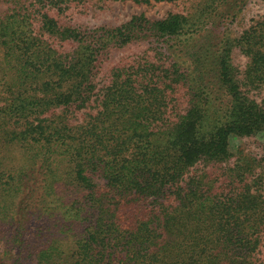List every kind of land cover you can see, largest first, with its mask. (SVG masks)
<instances>
[{
    "label": "trees",
    "instance_id": "trees-1",
    "mask_svg": "<svg viewBox=\"0 0 264 264\" xmlns=\"http://www.w3.org/2000/svg\"><path fill=\"white\" fill-rule=\"evenodd\" d=\"M94 1L0 0V148L24 156H0V264H264V157L230 147L259 137L264 152L251 95L264 90V23L219 30L251 0H212L191 20L74 24ZM208 26L217 77L201 76ZM133 47L148 52L99 89L104 64ZM87 109L80 125L67 117Z\"/></svg>",
    "mask_w": 264,
    "mask_h": 264
},
{
    "label": "rangeland",
    "instance_id": "rangeland-1",
    "mask_svg": "<svg viewBox=\"0 0 264 264\" xmlns=\"http://www.w3.org/2000/svg\"><path fill=\"white\" fill-rule=\"evenodd\" d=\"M212 0H180L175 3H165V2H152L151 4L138 3L135 0L128 1H94L91 2L86 7L78 8L70 14V19L76 25H84L86 27L97 28L101 26L108 27H118L128 21H130L135 16H145L151 20H164L170 15H182L188 19H195L199 17L204 11H207V5ZM205 9V10H204ZM208 12V11H207ZM209 15L211 12H208ZM68 17V18H69ZM215 17V16H214ZM211 14L208 24L213 22L214 18ZM225 25L220 26L219 30L231 34V37L238 38L246 30L251 27L264 23V0H251L249 1L242 11L236 15L235 18H230ZM209 24V25H210ZM221 24V22H220ZM216 29V28H215ZM209 30L207 33H201L202 40L198 43V49L202 52L203 65L201 69L203 70L201 76L208 77L209 75L217 77L218 73L216 71V58L208 52V48L202 51L203 48L207 47L206 41L213 37L212 33L215 32L214 28L207 27ZM215 35V34H214ZM53 45H59L58 43L52 41ZM70 48V45H65V48ZM149 49V48H148ZM148 52L147 47H133L127 50H120L113 55V57L107 61L102 70L97 76V84L99 89L107 85L110 80V75L117 65L123 62L131 63L134 60H138L143 57L145 52ZM4 59L3 54L0 53V64ZM232 60L234 65H236L240 72L244 73L247 64L249 62L248 58L240 52L238 48H235L232 54ZM12 70L7 74L6 78L11 77ZM98 89V90H99ZM251 95H255L258 100H264V90H254ZM9 96L8 93H3L1 95L2 99ZM4 101H1L2 105ZM93 109V108H92ZM96 111V110H95ZM94 110L87 109L78 113H68L67 117L71 119L73 125H80L89 118ZM57 113H62L58 111ZM21 126H17L13 131H21ZM262 140L259 137L254 138H240L231 137L230 147L233 155L235 157H264ZM10 146H2L0 148L1 157H9L8 161L13 159H20L24 157L22 154L23 148L20 145L15 144V142H10ZM5 222L0 217V229L3 227ZM1 246V243H0Z\"/></svg>",
    "mask_w": 264,
    "mask_h": 264
}]
</instances>
